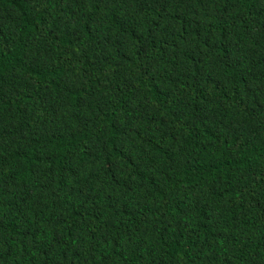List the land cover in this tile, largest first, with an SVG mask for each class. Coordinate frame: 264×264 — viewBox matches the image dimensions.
Here are the masks:
<instances>
[{
    "label": "trees",
    "instance_id": "obj_1",
    "mask_svg": "<svg viewBox=\"0 0 264 264\" xmlns=\"http://www.w3.org/2000/svg\"><path fill=\"white\" fill-rule=\"evenodd\" d=\"M0 264H264V0H0Z\"/></svg>",
    "mask_w": 264,
    "mask_h": 264
}]
</instances>
